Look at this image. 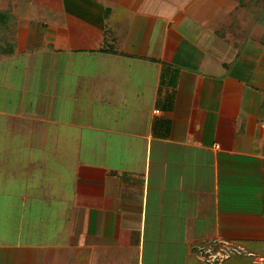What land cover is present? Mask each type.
Here are the masks:
<instances>
[{"label":"crops","instance_id":"0c3cea01","mask_svg":"<svg viewBox=\"0 0 264 264\" xmlns=\"http://www.w3.org/2000/svg\"><path fill=\"white\" fill-rule=\"evenodd\" d=\"M66 1L30 0L38 41L0 1V264H264V43L192 0Z\"/></svg>","mask_w":264,"mask_h":264},{"label":"rangeland","instance_id":"374dc122","mask_svg":"<svg viewBox=\"0 0 264 264\" xmlns=\"http://www.w3.org/2000/svg\"><path fill=\"white\" fill-rule=\"evenodd\" d=\"M0 1L5 2L6 0ZM173 1L177 3L180 2L179 0ZM20 2L21 5L18 4L15 15L17 16L19 23L25 24L21 25L22 29L32 32L34 26H36L34 24H38L37 7L31 5L30 0H20ZM65 3L69 2L65 0ZM195 3H197L198 6L200 5V8H196ZM2 5L5 6L4 3H2ZM187 9L190 13L196 15L197 17H201L199 23H201L202 27L205 26L203 24H206L205 28L207 30L211 29V27H216L219 32H224L230 39V41H228L229 44L226 45L231 46L230 48H232L235 52H243L244 50V53H242L243 58L248 56L247 51L251 48H257L259 45L257 42L258 40L261 43L260 40L264 39V26L257 20V11L252 12L248 10L239 3V0H192L191 5L187 6ZM119 10L115 12L117 15L115 16V19H113L114 21L117 20V22H120ZM124 18V16H121V20H124ZM133 18L134 17H129V19ZM201 20H203V22ZM195 23H197V21H194L193 24ZM28 35L32 41L34 39L38 41V39L42 37L41 34L33 36V32L28 33ZM35 43L36 42H33L30 46L33 47ZM37 59L38 58L36 56H32V61ZM0 62L5 61L2 59ZM11 63L14 62L8 61L6 64H0L1 72H4V70L7 69ZM2 92L7 93V89L4 88ZM2 92L0 94H3ZM4 123L5 121L0 118V131L2 124ZM2 169L3 166H0V170ZM5 184L6 182H4V185ZM256 253L257 252L255 251L252 255H247L244 251L240 249L237 250L236 247L214 246L207 250V253L203 254V258L200 261L202 264H211V261L207 260H215L218 258V260H216V264H258L253 263L254 260H258Z\"/></svg>","mask_w":264,"mask_h":264},{"label":"trees","instance_id":"16d2710c","mask_svg":"<svg viewBox=\"0 0 264 264\" xmlns=\"http://www.w3.org/2000/svg\"><path fill=\"white\" fill-rule=\"evenodd\" d=\"M239 3L252 12L257 11V20L264 26V0H239ZM15 28V19L12 15L11 8L0 7V56L13 54L15 50L13 39ZM260 41L264 43V39ZM106 46L100 50L108 52L114 51L109 44Z\"/></svg>","mask_w":264,"mask_h":264},{"label":"built area","instance_id":"2783aa9c","mask_svg":"<svg viewBox=\"0 0 264 264\" xmlns=\"http://www.w3.org/2000/svg\"><path fill=\"white\" fill-rule=\"evenodd\" d=\"M216 259H217V258H216ZM216 259H215V260H216ZM207 261H213V259H211V260L209 259V260H207ZM214 264H215V262H214Z\"/></svg>","mask_w":264,"mask_h":264},{"label":"flooded vegetation","instance_id":"af4514ba","mask_svg":"<svg viewBox=\"0 0 264 264\" xmlns=\"http://www.w3.org/2000/svg\"><path fill=\"white\" fill-rule=\"evenodd\" d=\"M216 260H218V258ZM216 260H215V262H216Z\"/></svg>","mask_w":264,"mask_h":264}]
</instances>
